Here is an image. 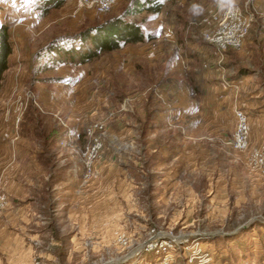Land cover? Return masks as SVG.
<instances>
[{"label": "rangeland", "instance_id": "rangeland-1", "mask_svg": "<svg viewBox=\"0 0 264 264\" xmlns=\"http://www.w3.org/2000/svg\"><path fill=\"white\" fill-rule=\"evenodd\" d=\"M127 1L98 14L81 0L46 12L42 0H0L11 45L0 78V193L13 214L0 218L2 264H264V172L247 159L264 144L249 95L264 69L241 89L209 68L224 51L228 77L247 64L262 2L234 0L251 17L237 50L202 35L214 24L201 20L226 0H164L158 13L126 16L141 41L83 63L49 59V42L76 46L79 31ZM236 109L254 128L243 151L231 145Z\"/></svg>", "mask_w": 264, "mask_h": 264}, {"label": "trees", "instance_id": "trees-1", "mask_svg": "<svg viewBox=\"0 0 264 264\" xmlns=\"http://www.w3.org/2000/svg\"><path fill=\"white\" fill-rule=\"evenodd\" d=\"M163 1L128 0L118 14L104 19L101 23L79 31L74 39L78 41L76 46H73L72 41H69L70 43L66 45H59V43H54V41L49 42L46 47L48 50L47 55H49V59H54L55 57L56 60L54 59V61L58 62H62L64 59L72 62V58H74L72 56H78V63H83L98 56L102 52L117 48L120 42H139L142 40V36L138 33V27L131 21L125 19L126 16L141 12L158 13L163 7ZM42 2L43 11L46 12L49 9L60 7L64 0H42ZM83 44L84 47H82ZM10 51L11 45L6 29L0 28V78L7 67L6 58ZM59 55H62L61 58H59ZM30 128L35 130V125H32ZM47 131L48 127L44 132L48 134Z\"/></svg>", "mask_w": 264, "mask_h": 264}, {"label": "built area", "instance_id": "built-area-1", "mask_svg": "<svg viewBox=\"0 0 264 264\" xmlns=\"http://www.w3.org/2000/svg\"><path fill=\"white\" fill-rule=\"evenodd\" d=\"M117 0H81V5L92 12L102 14L108 12L116 5ZM215 20V21H213ZM202 23L213 22L212 32L204 31L202 35L220 51L226 49L237 50L240 48L244 37L248 32L251 17L245 5L234 2L229 5L226 1L222 3L217 12L212 13L202 20ZM235 129L231 138V145L236 150L248 149V126L244 112L240 109L234 110ZM250 170L264 172V144L256 148L247 158ZM7 200L3 193H0V210L5 206ZM32 264H45L43 261L34 260Z\"/></svg>", "mask_w": 264, "mask_h": 264}, {"label": "crops", "instance_id": "crops-1", "mask_svg": "<svg viewBox=\"0 0 264 264\" xmlns=\"http://www.w3.org/2000/svg\"><path fill=\"white\" fill-rule=\"evenodd\" d=\"M253 2V4H261V8H259L260 11H257L253 8L254 13H255V17H257L258 22H256V26L249 32V36L247 37L246 40V45H245V49L247 50V66H250V68L248 67H241L236 69L235 73L231 76H227L226 72L228 70V68H230L231 70H233V66L232 63H228V55L227 52H221L218 54H213L215 55V57L218 55V59L214 60V58L212 60H210V62L213 64V67H209L212 68L214 70V73L212 76L216 77L217 75L219 76V78L221 79V81L223 79H225V81L227 82L228 80H234L237 83V86H239L242 89V83H246L249 84V86L254 85V78H256L257 76H260V74L263 72L264 69V0H251ZM258 13V15L256 16V14ZM254 17V19H255ZM254 21V20H253ZM211 52V51H210ZM238 53V52H237ZM252 59H256L258 61L257 66H255L253 63H250L249 61ZM253 65V66H252ZM236 67H238V63H236L235 65ZM257 67V68H256ZM259 67V68H258ZM217 70V71H215ZM261 72V73H260ZM251 75L256 76L253 79H251ZM237 79V80H236ZM258 85L256 87V89H254L253 92H251L249 95H254L255 99V107L254 108V115H255V126L257 128H259V131H257V133L262 136L264 135V81L262 80L261 82H258ZM250 122V120H249ZM252 123V122H251ZM248 130L250 135L253 134L252 129L254 128H250V124L248 125ZM248 133V134H249ZM39 169L43 171H46V168L43 165L38 164ZM49 172V171H48ZM1 174V173H0ZM44 178V177H43ZM1 183V182H0ZM36 196L33 197L34 199H36V203H40V198L38 196V192L35 191ZM10 200L8 199V202H6L5 206L0 210V218L1 217H6L7 219L10 218L11 215H13L11 213L12 208H10ZM28 214V216L30 214V220H32V222L34 224H36L37 216L35 213H32V211L28 210L26 212ZM36 220V221H35ZM1 221V220H0ZM33 229H31V233L30 236L27 237V241H26V250H31L33 251L35 249V237L34 234L35 232L33 231ZM8 232V229L2 228L0 227V240H2V235L4 234V232ZM10 231V230H9ZM24 246V243L22 244ZM1 246H0V252H1ZM1 257V256H0ZM0 264H2L1 259H0Z\"/></svg>", "mask_w": 264, "mask_h": 264}, {"label": "clouds", "instance_id": "clouds-1", "mask_svg": "<svg viewBox=\"0 0 264 264\" xmlns=\"http://www.w3.org/2000/svg\"><path fill=\"white\" fill-rule=\"evenodd\" d=\"M226 2H227L229 5H231V4L234 3V0H226Z\"/></svg>", "mask_w": 264, "mask_h": 264}, {"label": "water", "instance_id": "water-1", "mask_svg": "<svg viewBox=\"0 0 264 264\" xmlns=\"http://www.w3.org/2000/svg\"><path fill=\"white\" fill-rule=\"evenodd\" d=\"M209 236H211L210 234H208Z\"/></svg>", "mask_w": 264, "mask_h": 264}]
</instances>
